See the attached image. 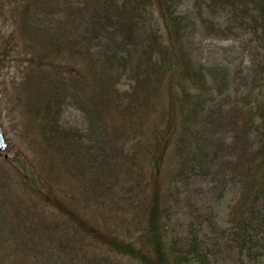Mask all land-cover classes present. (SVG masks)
I'll list each match as a JSON object with an SVG mask.
<instances>
[{
	"label": "trees",
	"instance_id": "1",
	"mask_svg": "<svg viewBox=\"0 0 264 264\" xmlns=\"http://www.w3.org/2000/svg\"><path fill=\"white\" fill-rule=\"evenodd\" d=\"M180 1L1 2L11 18L0 32V60L4 50L20 65L9 115L22 127L37 171L23 170L17 159L0 161V264L114 256L213 264L195 230L183 241L170 234L167 192L175 180L210 176L230 151L235 158L219 165L237 181L242 216L264 203L262 84L231 90L225 66L193 63ZM194 3L199 15L226 10L241 18L264 55V0ZM213 89L220 103L205 114ZM67 104L80 109L85 133L60 124ZM200 124L211 134L197 130ZM229 127L230 142L215 133ZM65 181L72 193L61 188ZM26 212L36 220L28 228ZM242 224L235 231L241 249Z\"/></svg>",
	"mask_w": 264,
	"mask_h": 264
},
{
	"label": "rangeland",
	"instance_id": "2",
	"mask_svg": "<svg viewBox=\"0 0 264 264\" xmlns=\"http://www.w3.org/2000/svg\"><path fill=\"white\" fill-rule=\"evenodd\" d=\"M2 1L0 0V4ZM177 12L185 18L183 43L193 63L225 66L229 73L231 90H247L258 80L262 84L261 91L264 92V55L258 48L252 27L242 25L241 18L226 10L209 15L205 9V14L199 15L194 0H181L177 4ZM10 18V15H2L0 8V32L4 25L9 26ZM49 18L55 26V17ZM208 18H211L214 26L207 23ZM46 25L52 29L49 24ZM83 25L86 23L81 22L79 27ZM2 52L5 59L0 60V120L9 147L0 152V161L17 159L16 163L20 168L35 173L32 167L37 171V163L29 156L22 127L13 122L8 108V96L20 79V65L10 54L4 50ZM204 101L206 114L218 108L220 98L213 89ZM84 122L80 109L71 104L65 106L60 120L62 126H77L85 133ZM204 129L211 134L210 126L200 124L197 127L199 131ZM215 133H224L226 141L230 142L235 131L233 127H229ZM21 155L22 162L18 160ZM235 155V152L230 151L218 156L210 176L199 173L175 180L169 185L167 206L170 214V234L183 241L195 230L208 249L213 264H264V203L257 205L253 214L242 216L235 189L237 181L225 174L219 165L228 158H235ZM61 188L72 193V185L67 181L63 182ZM25 216L28 228L36 220L28 212ZM243 221L247 235L246 246L241 249L235 231L238 225H243ZM79 260L76 264H137L127 257L116 256L110 257L109 261L104 257H93V261Z\"/></svg>",
	"mask_w": 264,
	"mask_h": 264
},
{
	"label": "water",
	"instance_id": "3",
	"mask_svg": "<svg viewBox=\"0 0 264 264\" xmlns=\"http://www.w3.org/2000/svg\"><path fill=\"white\" fill-rule=\"evenodd\" d=\"M9 146L8 140L6 138V135L3 131L2 124L0 122V152L6 150Z\"/></svg>",
	"mask_w": 264,
	"mask_h": 264
}]
</instances>
